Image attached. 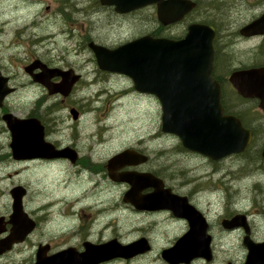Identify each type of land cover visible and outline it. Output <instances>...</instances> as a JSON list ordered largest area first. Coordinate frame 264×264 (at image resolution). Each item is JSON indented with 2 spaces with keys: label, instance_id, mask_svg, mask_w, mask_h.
I'll list each match as a JSON object with an SVG mask.
<instances>
[{
  "label": "flooded vegetation",
  "instance_id": "af4514ba",
  "mask_svg": "<svg viewBox=\"0 0 264 264\" xmlns=\"http://www.w3.org/2000/svg\"><path fill=\"white\" fill-rule=\"evenodd\" d=\"M192 1L196 6L174 22L159 18L157 3L118 12L98 1L94 16L99 25L91 28L107 21L108 29L117 31L88 37L87 44L115 48L141 36L178 39L193 22L211 25L216 30L213 77L223 112L250 131L247 148L213 159L185 148L176 137L179 171L170 180L167 167H174L167 159L168 135L160 126L152 132L149 123H134L138 128L133 131L113 135L118 118L103 107L108 96L113 95L110 107L127 93L153 98L135 91L128 77L100 70L94 54L73 61L69 55L36 52L14 54L17 62L0 56V169L13 165L15 173H53L49 182L32 184V191L30 180L9 188H24L23 210L31 229L20 240L11 238L9 190L11 207L0 213V264H173L166 251L186 235L209 238L208 257L177 264H245L249 244L264 242V178L243 183L246 168H232L229 161L243 159L242 165L264 177V0ZM255 21L257 27H250ZM54 40L47 34L43 43ZM37 60L49 69L73 70L78 79L65 93L62 74L40 77L37 64L26 70ZM93 113L98 118L90 119ZM7 118L16 123L18 139L42 134L41 144L18 143L32 148L33 156L15 157ZM89 149L101 155L87 158ZM123 152L129 156L112 162ZM128 173L137 178L126 181ZM120 245L134 246L128 255L112 256ZM97 252L107 257L100 259ZM262 258L258 264H264Z\"/></svg>",
  "mask_w": 264,
  "mask_h": 264
},
{
  "label": "water",
  "instance_id": "95a60500",
  "mask_svg": "<svg viewBox=\"0 0 264 264\" xmlns=\"http://www.w3.org/2000/svg\"><path fill=\"white\" fill-rule=\"evenodd\" d=\"M154 2L158 3L159 18L169 22L181 19L195 6L191 0H102L104 4H117L119 11H129ZM214 38V28L207 24L192 23L185 37L178 40L153 39L146 36L116 49L93 43L90 47L95 52L101 69L127 74L134 81L137 90L153 93L160 99L164 131L181 136L187 148L219 159L243 151L251 134L242 127L238 118L223 114L220 93L211 89L216 87L212 78ZM55 74H58L57 69L50 72L48 77ZM75 79H66L64 86L67 91ZM7 121L12 125L10 128L13 133L12 147L15 157L33 156L32 148H21L18 143L41 144L42 134L30 141L18 139L17 125L13 124L10 118H7ZM24 192L22 187H15L11 191L14 199L11 215L14 227L11 238L14 241L22 239L31 229L22 208ZM133 246L120 245L111 255H128ZM208 248L207 237L192 238L186 235L166 251V256L172 259L173 264H177L198 256L207 258ZM249 249L246 264L261 263L264 257V242L250 243ZM92 255V252L87 254ZM96 255L100 259L107 257L98 252Z\"/></svg>",
  "mask_w": 264,
  "mask_h": 264
},
{
  "label": "rangeland",
  "instance_id": "374dc122",
  "mask_svg": "<svg viewBox=\"0 0 264 264\" xmlns=\"http://www.w3.org/2000/svg\"><path fill=\"white\" fill-rule=\"evenodd\" d=\"M24 1L29 4L28 8L21 5ZM99 5L100 3L98 0H38L37 3L35 0H0V56L6 55L7 61L13 60L15 62H17L18 59L13 55L18 53L20 56H24L30 52H36L39 55L48 56L69 55L72 61L78 60V56H87L89 54L87 41L90 38L97 37L98 35L102 36L105 34H112L117 31V28L108 29L109 26L107 21H105L106 25L96 29L91 28L93 25L92 21L88 20L87 23L85 22V18H91V13L96 12ZM8 16H12L11 20ZM5 19H7V23L3 22ZM32 19L36 20L35 24L37 23L38 26H29ZM44 20H47V23H40ZM97 25H99V22L96 26ZM122 27L126 28L128 26ZM121 29L122 28H119L118 30ZM52 31L55 32L54 34L61 31L62 37L57 35L56 40L48 44L34 40L36 36ZM83 65L91 67L88 63ZM126 83H128V81H126ZM112 99L113 96L111 94L106 98V104L103 107L108 106L111 110V113L109 114L111 115V118L113 117L114 111L116 112L114 117L118 119L113 124L117 130L116 132H113V135L127 134L128 132L141 127L144 122L151 125L152 132L154 129L158 128L161 110L159 108L158 101L154 98L139 99L137 97H133L134 102L122 101L115 106L110 107ZM102 108L98 110V112L102 111ZM89 117L90 119L98 118L96 113L89 115ZM134 123L138 127L134 125ZM175 144L174 140H167L168 146ZM88 145L92 144L88 143ZM93 153H95L96 156L101 155V151L99 149H95ZM93 153L89 149L85 154L87 158H90ZM168 153V161L177 163V155L172 152ZM229 161L230 167L232 168H246L247 175H243V179L241 180L243 183H253L264 178L262 176H258L259 174L249 169V165L246 163L245 165H242L243 159L233 157ZM63 166L65 165L60 167ZM70 168L80 169V167L74 166H71ZM17 169L18 167L13 165L4 170L0 169V209H3L0 213L5 212L9 206L11 207L9 188L13 183L22 181L26 184L29 183L30 180L31 185H29V187L32 191V189L35 188L32 184L40 181L49 182V180L53 177V173L47 174L44 171L43 173L35 174L34 170L29 172L20 168V171L15 173V170ZM167 170L168 178L170 180H175L178 175L179 165L176 164L174 168L167 167ZM54 172H58L59 174L61 173V175L65 174L64 171H57L56 169ZM9 173L12 174V177L10 178L8 177ZM49 175L50 178L47 181L46 178ZM30 197L31 192L28 200Z\"/></svg>",
  "mask_w": 264,
  "mask_h": 264
},
{
  "label": "bare ground",
  "instance_id": "6f19581e",
  "mask_svg": "<svg viewBox=\"0 0 264 264\" xmlns=\"http://www.w3.org/2000/svg\"><path fill=\"white\" fill-rule=\"evenodd\" d=\"M30 1H34V0H30ZM35 1H36V3L38 2V0H35ZM39 21H40V19H39ZM3 22H4V23H7V19H5V21H3ZM35 22H36V20L32 19L31 22H30L31 24H29V26H34V27L38 26V24H37V23L35 24ZM40 23H42V24L47 23V20H44L43 22H40ZM95 23L98 24V22H94V23H93V26H96ZM34 24H35V25H34ZM54 33H55V32H53V31H52V32H45V33H43V35H41V36H42L43 40H44V36L47 35V34H48V35L53 34V36H54L55 39H56L57 35H60V37H62V36H61V31L56 32V34H54Z\"/></svg>",
  "mask_w": 264,
  "mask_h": 264
}]
</instances>
